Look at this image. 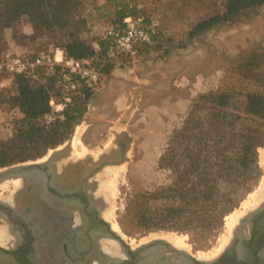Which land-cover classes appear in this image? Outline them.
Instances as JSON below:
<instances>
[{
  "label": "rangeland",
  "instance_id": "obj_1",
  "mask_svg": "<svg viewBox=\"0 0 264 264\" xmlns=\"http://www.w3.org/2000/svg\"><path fill=\"white\" fill-rule=\"evenodd\" d=\"M224 2L98 0L96 5L83 11L87 24L82 36L88 43L104 34L105 28L114 22L115 11L124 5L148 17L159 36L158 44L138 55L135 68L126 67L134 66L130 64L132 60L123 62L125 65L114 61L109 73L103 72L82 118L73 125L67 139L51 148L65 146L70 141V158L82 160L76 163L79 166L85 157L93 160L112 146L118 147L119 140L126 143L125 160L121 164L105 166L93 178L98 181L97 194L99 191L105 200V219L115 222L118 232L131 244L172 233L184 236L189 246L187 252L198 258L200 252L209 254L224 242L227 218L243 208L264 179V161L260 157L264 153V118L249 117L244 111L247 92L264 94V4L241 15L235 22L220 23L193 38L188 37L189 30L198 20L222 11ZM7 49L37 53L53 52L55 47L41 30L32 28L30 22L22 18L18 23L0 29V52ZM156 71L167 76L150 77L153 84L156 80L164 83L160 88L162 91L152 94L149 83L141 82L140 78H148L147 74ZM12 80V76L0 78V139L11 134L12 118L17 116L16 110L8 104L9 97L16 92ZM222 93L229 95V103L220 107L223 111L220 122L210 121V103L201 100L200 96ZM196 103L199 107H195ZM192 124L191 129L183 130L184 126ZM191 132L199 141L209 143L213 140L228 142L232 136L241 134L250 135L256 144L255 162L241 173H230L228 177L216 180L219 188L216 208L225 213L220 218L209 220L211 205L203 213V220L190 221L179 229L145 233L135 230L129 222L127 204L136 193L154 192L172 184L177 174L175 168L189 162L185 157L187 149L180 143L185 140L181 139L184 137L181 133L191 135ZM78 134L82 144L76 151L73 141ZM191 150L198 152L196 147ZM48 152L41 157L45 158ZM172 156L179 159L178 163H172L173 166L169 161ZM213 156L210 148L199 151V158L204 162L214 160ZM204 162L201 168L206 170ZM15 180L19 184L12 182ZM15 180L0 183L10 185L7 190L0 188L1 200L16 201L12 194L20 188L21 180ZM3 229L0 224L1 234ZM2 240L4 238L0 237Z\"/></svg>",
  "mask_w": 264,
  "mask_h": 264
},
{
  "label": "trees",
  "instance_id": "obj_2",
  "mask_svg": "<svg viewBox=\"0 0 264 264\" xmlns=\"http://www.w3.org/2000/svg\"><path fill=\"white\" fill-rule=\"evenodd\" d=\"M98 0H0V29L27 19L32 28L42 31L44 36L64 56L79 60L93 59L92 64L104 73H109L114 60L108 54L109 43L99 36L91 43L85 41L82 32L86 27L83 11L96 5ZM264 0H225L223 10L198 20L188 32V37L212 29L220 23L235 22L241 15L258 9ZM135 8L120 6L115 11L114 22H120L127 15H135ZM147 23L151 21L146 17ZM152 43L139 48L142 55L150 46L158 44L159 36L153 26ZM55 51V50H54ZM29 54V53H21ZM4 77L0 75V78ZM13 84L16 92L8 99L10 108L17 116L12 118L11 134L0 139V168L18 162L34 160L43 156L48 149L54 148L68 138L73 125L78 123L87 109V103L95 86L80 84L72 94L59 117L54 111L51 100L56 101L63 95L59 84V74L46 73L44 70L32 74H15ZM244 111L249 117L264 118V94L247 92ZM200 99L210 103V121L220 122L223 111L229 103V95L204 94ZM195 107H199L196 103ZM194 124L184 126L191 129ZM181 133L180 143L187 149L188 165L177 167L176 178L171 185L154 192H139L127 204L132 227L139 232L170 230L180 228L196 219H204L207 207L212 205L210 219L223 216V210L216 208L219 188L218 177H228L230 173L244 171L255 162V143L247 134L232 136L228 142H201L195 133ZM179 145V144H177ZM176 145V146H177ZM202 146V147H201ZM198 148V152L191 150ZM210 148L214 160H200L199 151ZM162 160L164 158H161ZM171 165L179 159L169 158ZM204 162L203 170L201 166ZM202 164V165H201ZM188 221V222H187Z\"/></svg>",
  "mask_w": 264,
  "mask_h": 264
},
{
  "label": "water",
  "instance_id": "obj_3",
  "mask_svg": "<svg viewBox=\"0 0 264 264\" xmlns=\"http://www.w3.org/2000/svg\"><path fill=\"white\" fill-rule=\"evenodd\" d=\"M117 145L118 147L116 151H114V149L104 151L96 157V159L92 160L89 156V158L87 157L88 159L85 157L84 160L86 162H81L82 165L84 164V170L78 176V181L82 182L83 180H88L89 177L93 176L95 172L100 170L103 166L122 163L126 158L125 154L127 148L125 146L127 145L124 143L118 144V142ZM48 151L45 158L41 157L37 160H30L2 167L0 169V183L12 178H19L21 180L20 189L12 195L15 197L22 194V200L23 196H25L27 198L25 201L30 204V207L33 205L36 209V212L34 213L38 214L40 218L43 217L42 222L38 223V240L45 241L48 237V231H51V234H53L54 237L53 242L55 244V261H59V264H95V261L98 258L99 259L96 261V264H242L243 262H239V258L244 251L243 248L246 247L244 243L246 242L249 245L253 242L259 231L258 225L261 223V219L264 220L263 200L259 207L255 208L249 214L244 215L240 219L241 223L247 224V229L244 233L245 235L242 236L238 234L241 228L237 226L238 228L234 230L228 245L216 258L211 260H200L194 254L187 252L184 249L176 248L168 241L161 238L150 239L146 242L138 243L135 247L131 248L130 242L124 240L120 234L110 228L109 222L101 218L99 219L100 224L104 226L105 229L103 232L98 233L104 236V238H110L116 241L119 250H113L112 252L104 247L106 245L103 244L102 246L101 242H98L100 248L98 247L95 250L93 249L87 252V255L82 256V258H77L80 259V261H76L71 258L64 259V256L61 253L62 249L61 247L59 248V244L57 242L60 234L63 232V224L62 221L60 222L56 219L53 224L48 222V213L51 212L48 202L50 198H53L55 195L59 197H71L75 195V193L72 194L70 192H65L63 195L60 192L65 191L69 185H73V183L62 184L59 182L62 174V172L59 171L60 164L71 155L70 141L65 146L58 147L53 150L49 149ZM76 163H80V160H70L69 162H65L63 167H70L71 165H76ZM73 178L74 177H72V180ZM34 179H37V182H40L39 188H36L33 181ZM71 188L73 187L71 186ZM38 190L39 193L43 195V198L38 199L35 197V195L38 194ZM85 199H88L87 195ZM66 204H68L67 206H69V208L73 209V204ZM28 207L29 206L26 207V212L29 213L30 207ZM15 208H18V206L13 203L7 204L0 202V212L10 224V232L14 235L19 234L23 238L27 236L30 241L31 231L27 228L26 222L13 219L18 214L15 211ZM87 224L88 222H84L83 224L85 226V230H90L92 226H88ZM72 229V226H70L71 231ZM0 250H3V252L6 253L11 252L5 249ZM94 254H96V256ZM57 257H59V259H57ZM55 264L57 263L55 262Z\"/></svg>",
  "mask_w": 264,
  "mask_h": 264
},
{
  "label": "flooded vegetation",
  "instance_id": "obj_4",
  "mask_svg": "<svg viewBox=\"0 0 264 264\" xmlns=\"http://www.w3.org/2000/svg\"><path fill=\"white\" fill-rule=\"evenodd\" d=\"M70 156L65 159V162L71 160ZM78 179L73 185H69V189L60 191L63 195L65 192L75 193L74 196L59 197L55 195L48 202L51 208V212L48 213V222L53 224L56 219L57 221H62L63 224V232L60 234L59 240H57L59 248L61 247L62 249L61 253L64 259L71 258L76 261H80L77 258H82V256L87 255V252L97 249L99 247L98 242L113 247L110 245V238H104V236L98 233L103 232L105 229L100 224L99 219L104 218L103 210L106 204L103 196L99 194V191L97 194V179H94L93 176L82 182H79ZM86 195L88 199H85ZM19 199H16L15 203H19ZM0 202L10 203L1 199ZM66 203L73 204V209L69 208ZM27 206L30 207V204L22 200L19 207L15 208L18 214L13 219L26 222L27 228L31 231L30 241L27 236L23 238L19 234L14 235L11 233L10 224L0 212V224L4 228V234L2 233L4 240H2L3 242L0 241V249L11 251L6 253L0 250V264H55L56 252L53 234H51V231H48V237L45 241L38 240V223L42 222L43 217L40 218L38 214L34 213L36 209L33 205L30 207V212H26ZM84 222H88L87 225L92 226V228L85 230ZM70 226L73 228L72 231L70 230ZM258 229L259 231L253 242L249 245L246 242L244 243L246 247L243 248L244 251L239 258V262H243L242 264H264V220L261 219ZM7 232L10 234L8 237ZM94 255L96 256V254ZM57 262V264L60 263L59 261Z\"/></svg>",
  "mask_w": 264,
  "mask_h": 264
},
{
  "label": "built area",
  "instance_id": "obj_5",
  "mask_svg": "<svg viewBox=\"0 0 264 264\" xmlns=\"http://www.w3.org/2000/svg\"><path fill=\"white\" fill-rule=\"evenodd\" d=\"M152 23H147L142 13L127 15L120 22L109 24L104 30V37L109 43L107 54L115 62H128L139 55V48L152 43ZM91 58L86 60L64 56L61 50L53 52H37L21 54L13 50L0 52V75L34 74L44 70L59 74L62 97L57 101L53 98V111L62 117L65 105L71 101L72 94L80 84L96 86L103 72L92 64Z\"/></svg>",
  "mask_w": 264,
  "mask_h": 264
},
{
  "label": "bare ground",
  "instance_id": "obj_6",
  "mask_svg": "<svg viewBox=\"0 0 264 264\" xmlns=\"http://www.w3.org/2000/svg\"><path fill=\"white\" fill-rule=\"evenodd\" d=\"M126 144L125 142H123V141H121V140H119L118 141V144ZM79 144H82V142H81V139H80V135L78 134L77 136H76V139H75V142L73 141V147L75 148V150L76 151H78V148H77V146L79 145ZM126 148H127V146H125ZM85 148V147H84ZM112 149H116L117 150V147H115V146H112V148L110 149H108L109 151L110 150H112ZM262 149V148H261ZM116 150H114V151H116ZM113 151V152H114ZM82 152H84V150L82 151ZM126 152H127V150H126ZM81 153V152H80ZM263 154V156H260V157H263V161H264V153H262ZM78 160H79V158H77ZM80 161H82V160H80ZM84 162H86L84 159H83V163ZM65 164V161L63 162V163H61L60 164V167H59V171L60 172H62V174H61V178L59 179V182L60 183H67V184H71V183H75L76 181H77V178H78V176L80 175V173L84 170V164L82 165V163H81V165H71L70 167H63V165ZM121 164V163H120ZM107 166V165H106ZM105 168V166H103L102 168H100V170H97V172H95V174L93 175V176H95L99 171H101L102 169H104ZM116 170V169H115ZM110 171V170H109ZM118 171V170H117ZM75 175V176H74ZM72 177H74L73 178V180L72 179H70V180H66V179H69V178H72ZM12 179H19V178H12ZM75 179V180H74ZM8 180H11V179H8ZM114 180V179H113ZM6 182H7V180H5ZM34 181V183H35V186H36V188H39V183L40 182H37L38 180L37 179H34L33 180ZM4 182V181H3ZM11 182V181H10ZM12 182H14L15 184H19L18 183V181H12ZM2 183V182H1ZM14 183H13V185H14ZM18 186V185H17ZM21 187V186H20ZM0 188H2V190H7V189H9L10 188V185H9V183H5V184H3V185H0ZM20 189V188H19ZM18 190V189H17ZM16 190V191H17ZM16 191H14V192H16ZM38 192H39V190H38ZM251 194V193H250ZM22 196V194H19V195H17L16 197H14V198H16L17 199V197H21ZM11 197V196H10ZM35 197H37L38 199H40V198H43V195L42 194H40V193H38V194H36L35 195ZM8 199H9V197H8ZM25 199H27L25 196H23V200H25ZM263 200H264V179H263V181H262V183L260 184V186L251 194V197L249 198V199H247V201L244 203V205H243V208L242 209H238V210H236L232 215H230L228 218H227V232H226V234H224V236H223V239H224V242L221 244V245H219V247L216 249V250H214L213 252H211V253H209V254H205V253H203V252H200L199 253V258H198V256H196L198 259H200V260H208L209 258H213V257H217L218 256V254H220L223 250H224V248L228 245V243H229V241L231 240V238H232V234H233V230H236V228H238V227H240L241 228V230L238 232V234L239 235H245L244 233H245V231H246V229H247V224H243V223H241L240 222V219L244 216V214L245 213H247L248 211H252V210H254L255 208H257V207H259L260 206V204L263 202ZM22 202V197L19 199V203H15V199H14V203L13 204H16V206H18L19 207V204ZM250 211V212H251ZM250 212H248L247 214H249ZM105 215H106V213H104ZM246 215V214H245ZM108 216V215H107ZM242 216V217H241ZM241 217V218H240ZM103 218V217H102ZM240 218V219H239ZM105 221H107V222H109V224H110V228L112 229V230H114V231H116L118 234H120L119 232H118V227H117V224L115 223V222H110L109 221V219L107 220V219H105V217L103 218ZM238 220H239V224H238ZM238 224V225H237ZM238 226V227H237ZM120 236H122L121 234H120ZM0 237H3L4 238V235H2L1 233H0ZM156 238H161V239H164V240H166V241H168L170 244H172L174 247H176V248H180V249H183V248H186L185 250L186 251H189V246H188V244L186 243V241H185V239H184V236H182V235H175V234H172V233H166V234H162V237H157V236H155ZM123 238V237H122ZM152 239H154V238H152ZM112 242L111 243H113L114 244V246L113 247H110V246H104V247H106L108 250H112V252H113V250H116L117 251V247H118V244L116 243V242H114V240H111ZM143 243V242H142ZM227 243V244H226ZM103 244V243H102ZM111 245V244H110ZM134 244H131L130 243V246H131V248H133V247H135V245L133 246ZM111 248V249H110ZM113 248V249H112ZM119 248V247H118ZM119 250V249H118ZM111 252V251H110ZM52 255V254H51ZM212 256V257H211ZM59 258V257H58ZM214 259V258H213ZM98 260V259H97ZM96 260V261H97ZM96 261H95V264H96ZM56 263H58L57 261H56ZM54 264V263H53ZM97 264H100V263H97Z\"/></svg>",
  "mask_w": 264,
  "mask_h": 264
},
{
  "label": "crops",
  "instance_id": "obj_7",
  "mask_svg": "<svg viewBox=\"0 0 264 264\" xmlns=\"http://www.w3.org/2000/svg\"><path fill=\"white\" fill-rule=\"evenodd\" d=\"M138 62V59H134V60H132L131 62H130V64L131 65H134L133 67H130V65L129 66H126L127 68H129V69H131V68H135V66L137 65L136 63ZM127 63H129V62H127ZM122 64H126V63H123L122 62ZM148 75V78H146V77H142V78H140V81L141 82H143V81H145L146 83H149V85H150V87H151V90H152V94H154L155 93V91H162L160 88H162L163 87V85H164V83L163 82H161L160 80H156V81H153L154 82V84L152 83V79L150 78V77H153V78H158V76H162V77H166L167 76V74H159L158 73V71H156V72H154L153 74H147ZM168 75H173V74H168ZM139 75H137V77H138ZM142 76V75H141ZM57 259H59L58 257H57Z\"/></svg>",
  "mask_w": 264,
  "mask_h": 264
}]
</instances>
